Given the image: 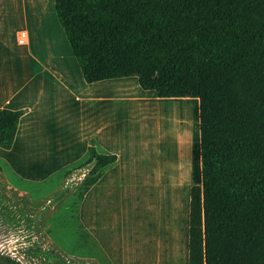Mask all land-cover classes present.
<instances>
[{"label": "crops", "instance_id": "crops-1", "mask_svg": "<svg viewBox=\"0 0 264 264\" xmlns=\"http://www.w3.org/2000/svg\"><path fill=\"white\" fill-rule=\"evenodd\" d=\"M20 34L25 35L22 43L17 42ZM167 102L195 104L199 124L196 97H162L154 90L142 89L137 76L86 83L57 20L54 0H0V109L26 110L11 148L0 147V162L18 179L40 182L50 173L34 162L46 155L60 158L55 169H64L86 154L91 139L99 150L116 154L115 163L105 169L79 205V218L106 264H204L201 160L195 206L190 205L189 193L186 197L181 186L171 184L188 204L183 244L181 231L173 234L171 245H155L152 237L147 243L138 231L128 234L124 223L117 226L107 213L111 203L106 199L115 177L122 178L123 182L118 181L123 191L132 189L131 204L142 202L136 195L144 183L139 148L141 113ZM159 143V138L152 143L149 132V172L151 178L164 176L167 183L170 174L158 165ZM162 143L169 145L166 133ZM172 174L185 184L183 174ZM154 182L160 180L156 177L152 185ZM184 204H180L183 221Z\"/></svg>", "mask_w": 264, "mask_h": 264}, {"label": "trees", "instance_id": "trees-1", "mask_svg": "<svg viewBox=\"0 0 264 264\" xmlns=\"http://www.w3.org/2000/svg\"><path fill=\"white\" fill-rule=\"evenodd\" d=\"M136 1L54 0V7L86 83L137 76L142 89L162 97L198 98L204 264H260L255 220L218 167L233 143L251 132L259 119L254 87L243 67L214 47L175 52L188 39L182 23L161 9L128 11V4ZM192 1L239 4L251 13L264 9L263 0ZM25 112L0 109L1 148H11ZM92 160L94 166L74 190L66 210L76 236L90 251L94 244L79 218V205L117 155L99 150L91 139L78 167ZM72 170H66L64 178Z\"/></svg>", "mask_w": 264, "mask_h": 264}, {"label": "rangeland", "instance_id": "rangeland-1", "mask_svg": "<svg viewBox=\"0 0 264 264\" xmlns=\"http://www.w3.org/2000/svg\"><path fill=\"white\" fill-rule=\"evenodd\" d=\"M155 1L156 0H138L135 3L128 4L127 10L135 11L156 8L167 11L178 18L185 27L189 37L191 35L190 25L181 18L179 8L160 4L161 1H166L167 4L169 3L168 0ZM199 45H206L217 49L214 44L209 42H199L197 44L187 43L188 47ZM150 107L151 109L146 108L141 113L143 129L139 148L140 155H142L141 167L143 168V178L141 177V179H143L144 183H141V188H139L141 189V192L136 195L140 197L139 200H142V202H137V206L131 204L134 202L131 201V198L134 196L131 192L132 189L127 187L126 192L123 191L124 186L119 188V181H122V178L115 177L113 178V182H111L113 189L108 191V199H106L111 203L107 213L110 219L117 223V226L120 223H124L123 226L128 234L132 231H138V234L145 237L147 243L149 242L150 237H152V242L155 245H159V243H167L171 245L173 244V234L181 231L180 240H182L183 244L187 228L186 211L188 209V204L186 199L181 200L176 194L177 188L181 186V188H183L182 192L184 196L187 197V194L189 193L190 205L192 207L195 206L199 183L198 177L200 173L199 132L198 125H196L197 106L193 103L182 106L179 103L167 102L161 106L158 105V107L156 105H151ZM149 132L152 143L155 142L157 138H159V141L161 142L159 143L161 163H158V165L161 169L165 168L168 174H170H167L169 177L167 183L165 182V177H160V175H155L160 182L156 185L155 182L153 185L151 183L153 180H156V177L153 176V178H151L153 174L149 172L151 168L149 165L150 154L147 150L146 144ZM165 133L169 143V145H166L167 147L162 143L163 135ZM74 148L76 149L78 146H75ZM85 159L86 154H83L81 158L70 162L66 168L59 170L55 169V167L61 159H54L53 154L46 155L43 159L34 162L37 164L38 168L50 173L40 182L28 180L23 181L18 179L1 163L2 170H0V172L12 186L27 192L32 198H37L47 189L61 183L64 179L65 171L77 168ZM172 171H175L177 176L179 174L184 175L181 176V181L184 180V185L179 181L180 176L173 178L174 174H172ZM162 173H164V171ZM150 179L151 182L148 183L147 181H150ZM172 182L177 183L173 184V186L177 187L176 189L171 186ZM151 186H154L153 189H151ZM68 202L59 211V219L70 232L77 246L83 251V253L94 258L97 264H106L104 257L99 253L95 246H92V250L90 251L76 236V233L68 222L66 216ZM185 202L186 205L184 204ZM180 204H184V207L182 206L185 213L184 221ZM192 228L194 229L193 232H195V220ZM0 264H10V262L4 261L0 258Z\"/></svg>", "mask_w": 264, "mask_h": 264}, {"label": "flooded vegetation", "instance_id": "flooded-vegetation-1", "mask_svg": "<svg viewBox=\"0 0 264 264\" xmlns=\"http://www.w3.org/2000/svg\"><path fill=\"white\" fill-rule=\"evenodd\" d=\"M168 2L160 4L178 7L190 25L187 42L214 44L233 64L243 67L257 94L260 116L254 129L233 143L218 167L255 220L261 238L260 264H264V9L251 13L233 3Z\"/></svg>", "mask_w": 264, "mask_h": 264}, {"label": "water", "instance_id": "water-1", "mask_svg": "<svg viewBox=\"0 0 264 264\" xmlns=\"http://www.w3.org/2000/svg\"><path fill=\"white\" fill-rule=\"evenodd\" d=\"M94 164L92 160L73 169L37 198L12 186L0 172L1 259L10 264H97L77 246L58 216Z\"/></svg>", "mask_w": 264, "mask_h": 264}, {"label": "built area", "instance_id": "built-area-1", "mask_svg": "<svg viewBox=\"0 0 264 264\" xmlns=\"http://www.w3.org/2000/svg\"><path fill=\"white\" fill-rule=\"evenodd\" d=\"M24 39H25V35H24V34H20V35L17 37V42H18V43H22V42H24Z\"/></svg>", "mask_w": 264, "mask_h": 264}, {"label": "clouds", "instance_id": "clouds-1", "mask_svg": "<svg viewBox=\"0 0 264 264\" xmlns=\"http://www.w3.org/2000/svg\"><path fill=\"white\" fill-rule=\"evenodd\" d=\"M13 241H10V243H12ZM0 247H3V245H0Z\"/></svg>", "mask_w": 264, "mask_h": 264}]
</instances>
